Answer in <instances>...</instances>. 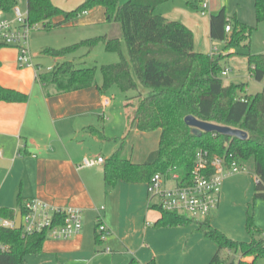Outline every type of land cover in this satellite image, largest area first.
Returning <instances> with one entry per match:
<instances>
[{
  "label": "trees",
  "instance_id": "obj_1",
  "mask_svg": "<svg viewBox=\"0 0 264 264\" xmlns=\"http://www.w3.org/2000/svg\"><path fill=\"white\" fill-rule=\"evenodd\" d=\"M173 0H83L72 11H64L51 0H26L27 20L31 25L42 24L50 30L74 22L81 14L94 8L105 10L107 23H118L127 49L128 59L121 53V42L105 37H95L74 45L54 50L45 49L42 54L58 62L47 73L40 74L41 83L54 85L59 93H70L97 87L101 94L112 86L120 92L137 91L138 84L148 93H138L129 116L127 133L160 132L158 147L141 164L132 163L127 156L125 138L119 147L104 160L103 175L105 191L108 193L120 181L129 184L148 183L156 174L171 176L178 174L189 179L194 165L195 153L204 149L212 155L225 156L238 166L244 167L254 178L253 200H264V88L255 95L246 94L245 84L223 85V72L219 58L198 53L193 48V33L182 23L170 21L156 12L158 6ZM16 0H0V8L10 12ZM257 23L264 21V0H254ZM55 19L59 21L52 22ZM209 37L213 41L225 42L227 49L249 47L247 44L255 27L228 18L222 9L210 16ZM230 25L231 31L225 28ZM102 43L106 52L117 53L120 61L100 68H79L66 57L81 48L90 52ZM1 48V46H0ZM250 76L257 82L264 80V54L247 53ZM100 72L101 85L96 75ZM132 71L136 80L132 76ZM28 96L0 86V102L26 103ZM131 100V99H130ZM126 106H132L131 102ZM192 116L198 121L241 130L246 140H238L218 133H203L197 136L187 125L185 118ZM103 141L109 140L100 131ZM249 165V167H248ZM23 203L19 211L22 212ZM159 213L155 227H182L194 224L202 237L213 242L217 251L208 264H246L245 258L253 262L264 258V239L256 238V227L251 213H247L245 229L248 241L227 237L213 227L208 219L195 220L175 212L152 206ZM15 213L0 209V217L12 220ZM95 228L96 243H100ZM46 241V232L24 234L21 230L0 228V244L9 250L0 253V264H24L30 255H40ZM224 252L231 255L222 257ZM129 264H139L131 260ZM147 264H155L153 260Z\"/></svg>",
  "mask_w": 264,
  "mask_h": 264
},
{
  "label": "crops",
  "instance_id": "obj_2",
  "mask_svg": "<svg viewBox=\"0 0 264 264\" xmlns=\"http://www.w3.org/2000/svg\"><path fill=\"white\" fill-rule=\"evenodd\" d=\"M118 1L123 4L127 0ZM51 2L68 12L77 8L83 0ZM203 4L207 5L204 14L201 13ZM225 4L226 0H173L158 6L156 12L170 21L185 25L193 33L194 51L204 54L209 52L207 40L213 42L209 37L210 16L222 9L226 13ZM60 28L72 29L68 34V45L105 37L119 40L123 54L125 44L121 26L107 23L102 7L81 14L74 22ZM70 56L66 60L75 62L76 57ZM16 58L15 49L0 48V86L28 96L26 103L0 102V209L11 210L16 216L21 203L38 199L56 208L80 209L83 217L81 233L65 241L46 240L39 261L45 264H79L90 253L92 243L96 244V221L100 218L109 231V235L102 240L103 246L114 252L113 255L103 256L102 264H129L131 260L139 264H147L151 260L155 264H174L176 253L183 248L190 252L197 246L202 251L196 264H208L217 247L215 244L211 246L202 237L196 225L190 224L185 228L155 227L159 213H149L151 207L146 183L120 181L107 193L104 163L89 168L80 167L85 158L105 160L119 147L120 139L107 148L106 154L102 151L103 144L112 140L104 135L99 125L104 122L105 111L111 106L105 98L106 93L101 94L96 86L59 93L54 85L44 86L39 77L50 72L57 60L42 71L35 63L31 67L19 68ZM100 131L109 140H101ZM131 133L139 137L147 134L131 130L123 138L126 140ZM156 149L137 163L131 159L132 148L128 150L126 147L128 159L135 164L143 163ZM254 184L255 178L251 174H235L226 178L217 209L206 218L211 225L214 216L224 211L229 196L236 199L241 196L243 201L238 203V207L247 209V201H254ZM259 226H264V223ZM227 255L231 254L224 252L222 257ZM243 262L255 263L253 258H245Z\"/></svg>",
  "mask_w": 264,
  "mask_h": 264
},
{
  "label": "rangeland",
  "instance_id": "obj_3",
  "mask_svg": "<svg viewBox=\"0 0 264 264\" xmlns=\"http://www.w3.org/2000/svg\"><path fill=\"white\" fill-rule=\"evenodd\" d=\"M253 3L254 0H226L225 4L226 14L228 17H233L234 15L236 16L235 13H238L239 16H236V19L249 26L255 27V30L252 31L247 42L249 47L247 48L240 46L233 49H227L225 47V42H210L206 39L208 47L207 51L209 52L204 53L216 58L218 57L219 64L223 71L227 70L229 72L227 76L220 74L223 85L245 84L247 95H255L260 93L264 88V80L257 82L251 78L246 56L247 53H251L252 55L264 54V21L257 23ZM15 6H17L22 13L27 12L26 0H16ZM52 22L54 23L55 20ZM69 32H72V29L57 27L50 30H44L42 24H35L34 29L30 32L28 37V48L32 56V63L39 64V68H41L42 71H46L47 68L53 64L54 59L43 55V50L48 48L59 50L70 46L71 44H67ZM123 47L124 51L122 55L125 59H128L126 46L123 45ZM70 57H76L75 63L79 68H100L101 66L114 64L120 61V55L117 53L106 52L102 43L96 45L90 52H88L86 48H81ZM132 76L136 80L133 71ZM96 82L97 84L102 83V77L99 71L96 75ZM138 93L146 95L148 91L138 84L137 91L122 93L117 87L112 86L106 92L105 98L110 101L111 106L105 111L104 122H102V124L100 123L99 125L102 127L104 135L108 137L110 136L112 140L103 144L102 151L104 154L107 153V148L113 146V144H115L118 139H122L127 135L129 116L132 112L133 106L136 103L135 100H132V98L138 95ZM128 102H131L132 106H126V103ZM158 140V131L147 133L143 137H139L135 133H131L126 138L125 142L128 150H131L132 148V161L137 163L143 161L147 153L158 147ZM242 173L247 175L250 174L247 170L241 171L239 174ZM240 198L242 199L241 196L239 199L229 196L224 211L221 214L214 216L212 225L235 240L248 241L250 236L246 232L245 223L247 213L249 212L253 216L254 224L260 230L259 232L254 233V236L256 238L264 239V226H259L263 225L264 223V200H248L247 202L249 205L247 209L242 210L238 207V203L243 201ZM149 213L150 215H155L158 213V211L155 209H150ZM98 220L99 218L97 219L96 224ZM185 227L188 226H182L181 228ZM107 236L108 235L103 234L100 239L105 240ZM207 242H209L211 246H214L213 242ZM103 249L105 252H101ZM107 249L109 252L106 251ZM111 251V248L103 246V241L96 244L92 243L90 253L86 257L82 258L79 264H102L103 256L106 254H114V252ZM186 251L187 250L183 248V251L176 253L175 259L173 260L174 264H196L198 258L200 257L202 248L197 246L195 247V250L193 248L190 252ZM40 259V255H30L25 258L24 264H45L43 262L41 263L39 261ZM31 261L33 262L30 263ZM254 264H264V258L256 260Z\"/></svg>",
  "mask_w": 264,
  "mask_h": 264
},
{
  "label": "built area",
  "instance_id": "obj_4",
  "mask_svg": "<svg viewBox=\"0 0 264 264\" xmlns=\"http://www.w3.org/2000/svg\"><path fill=\"white\" fill-rule=\"evenodd\" d=\"M206 4L202 5L204 14ZM34 29L27 20V12L14 6L10 12L0 8V46L17 51L16 63L19 68L33 66L28 48V37ZM231 31L230 25L225 28ZM227 76L229 72L221 73ZM0 151V156H1ZM102 158H85L81 168L103 164ZM246 170L225 156L212 155L204 149H198L189 179L184 181L178 174L165 176L154 174L147 183L149 206L175 212L192 219H205L213 213L219 204L224 180ZM21 212V231L24 234L46 232V240L65 241L78 236L83 227L82 211L73 207L56 208L38 199L25 201ZM15 217L10 220L0 217V228L15 230ZM97 234L100 239L109 231L99 218ZM100 241H102L100 239ZM8 245L0 244V253L7 252ZM109 252V250H106Z\"/></svg>",
  "mask_w": 264,
  "mask_h": 264
},
{
  "label": "water",
  "instance_id": "obj_5",
  "mask_svg": "<svg viewBox=\"0 0 264 264\" xmlns=\"http://www.w3.org/2000/svg\"><path fill=\"white\" fill-rule=\"evenodd\" d=\"M185 122L189 127L192 128V132L197 136H201L203 133H218L223 136L236 138L238 140H246L247 135L241 130L232 129L229 127L217 126L214 124L201 122L195 119L192 116L185 118ZM15 230L19 231L21 229V212H18L15 216ZM235 259V256L232 255L228 264H231Z\"/></svg>",
  "mask_w": 264,
  "mask_h": 264
}]
</instances>
